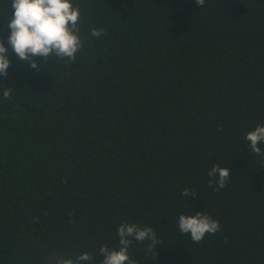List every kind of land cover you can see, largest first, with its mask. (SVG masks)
<instances>
[{
  "label": "trees",
  "instance_id": "trees-1",
  "mask_svg": "<svg viewBox=\"0 0 264 264\" xmlns=\"http://www.w3.org/2000/svg\"><path fill=\"white\" fill-rule=\"evenodd\" d=\"M12 0H0L11 61L0 86V264H100L124 223L150 226L136 264H264V0H73L76 58L21 60L8 44ZM104 33L93 37L91 30ZM264 153V143L259 145ZM230 170L214 191L207 173ZM189 188L195 197L181 193ZM220 229L199 242L181 214ZM156 252V253H155Z\"/></svg>",
  "mask_w": 264,
  "mask_h": 264
},
{
  "label": "clouds",
  "instance_id": "clouds-1",
  "mask_svg": "<svg viewBox=\"0 0 264 264\" xmlns=\"http://www.w3.org/2000/svg\"><path fill=\"white\" fill-rule=\"evenodd\" d=\"M203 6L206 0H194ZM11 8L14 9L12 18L8 21L10 35L8 44L21 60L30 62V67L38 68L34 57L49 58L56 56L73 61L76 53L82 47L79 36L80 10L73 4V0H12ZM103 29L93 28L91 35L100 37ZM8 48L3 40H0V75H7L10 59L7 55ZM3 97L8 98L11 88L0 86ZM245 139L249 142L252 152L264 155L259 145L264 143V125H258L247 132ZM209 187L214 184V191L225 187L229 182L230 170L219 164H214L208 171ZM185 197H195L191 189L185 188L182 193ZM196 198V197H195ZM179 230L189 234L192 241L199 243L206 234H215L220 229V224L203 211L194 214H181L178 218ZM118 249L100 247L103 260L100 264H136L128 254V249L133 240L143 242L150 241L148 252L156 249L160 244L155 231L150 227H141L135 223H122L118 228ZM156 253V252H155ZM93 256L87 252L81 253L75 260L72 258L58 257L55 264H82L91 262Z\"/></svg>",
  "mask_w": 264,
  "mask_h": 264
}]
</instances>
